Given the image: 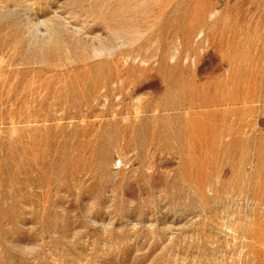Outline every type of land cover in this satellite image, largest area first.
Listing matches in <instances>:
<instances>
[{
    "label": "rangeland",
    "instance_id": "rangeland-1",
    "mask_svg": "<svg viewBox=\"0 0 264 264\" xmlns=\"http://www.w3.org/2000/svg\"><path fill=\"white\" fill-rule=\"evenodd\" d=\"M0 264H264V0H0Z\"/></svg>",
    "mask_w": 264,
    "mask_h": 264
}]
</instances>
